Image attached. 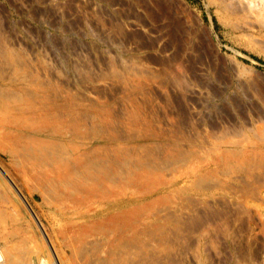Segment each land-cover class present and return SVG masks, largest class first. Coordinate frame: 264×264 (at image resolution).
<instances>
[{
  "label": "rangeland",
  "instance_id": "obj_1",
  "mask_svg": "<svg viewBox=\"0 0 264 264\" xmlns=\"http://www.w3.org/2000/svg\"><path fill=\"white\" fill-rule=\"evenodd\" d=\"M114 70L159 73L131 94L161 136L54 135L64 151L50 153L146 141L186 154L148 174H69L13 153L36 135L0 118V264H264V0H0V92L32 90L30 73L130 106Z\"/></svg>",
  "mask_w": 264,
  "mask_h": 264
},
{
  "label": "bare ground",
  "instance_id": "obj_2",
  "mask_svg": "<svg viewBox=\"0 0 264 264\" xmlns=\"http://www.w3.org/2000/svg\"><path fill=\"white\" fill-rule=\"evenodd\" d=\"M9 56L11 55L9 54ZM123 72L125 73L127 72V74L121 73L118 70H114L111 73V75L108 76L110 77L111 80H113L116 83L117 87L123 92V96H124L123 98L125 100L127 99V101L130 102L131 104L130 106H125L124 104H122V102L120 103L114 100L111 103L109 102L110 104H108L107 106H105L106 104L104 106L94 105L90 103L85 104V102L88 101L85 100L77 101L76 98L73 96L74 94L63 95L57 86L51 84L50 82L41 81L40 78L30 73L29 74L26 73L24 78L25 81L33 85L32 90H28L25 88L26 91L20 90L19 92H15L14 94H11L12 93L11 91L0 92V100H1L0 113L4 114L7 112H15L14 116H11L9 118L5 117V115L2 117L0 116L2 121L7 122L12 126L20 127V128H22V126H25L22 125L24 124V122L25 123L29 122L31 124L30 127L25 126L26 131L33 132L36 135L35 137H37L35 138L34 135L32 136L30 134L28 135L22 134L16 136L15 140H13V144L18 142L21 145L15 144L14 148H12L13 153L21 152L23 155H25V157L30 159L32 157H36V155H40V156L44 155V158L47 161L54 163L55 165H57V167H60L62 170H67V173L69 174H71L75 168H79L85 172L84 174L87 173L86 175L88 176H94L95 174L92 172V170H97V173H101L100 175H95L98 178L101 176H103L104 178L106 176V178H108L110 176L109 174L112 173L111 171H116L120 174H123L125 173L124 172L125 170H128V168L129 170L140 169V171H143L146 174H148L154 171V169L160 167L161 165H165V164L170 165L171 162L176 161L181 156L185 155L186 153L183 150H181L177 145L165 146L162 144L158 145V143L156 142H146V141L140 142L138 144H134L133 146L132 145L116 146L113 148L111 147L110 144H103L95 148L88 146L85 150L81 151L80 154L77 155L70 154L68 157L65 156L62 158L61 156L59 157L57 155L50 153L51 151L52 152L56 151L58 153L64 151V146L60 142H57L55 139L53 140L47 139L53 137L54 135L60 138L64 136L66 137L68 136L70 142V140L73 141L76 139H87L88 136H93V135H95L96 137L97 136L101 137L105 135L106 132L108 131L114 133L115 135H118L120 133L119 130L122 129V128L120 129V126H123V130L125 131L123 132L127 136L134 135L143 140L144 139L153 140L156 137L161 136L159 132L156 131L154 128L150 127L146 122V120L143 118L142 111L148 105L147 102L144 100V98L146 99V94L143 95L144 97L143 99H139V100L138 98L136 99L135 96L133 95L136 93L137 94L142 93L144 89L143 83H147V81L149 82L152 81V83L153 82L158 83V80L160 79L159 73L151 74L148 71H147L148 73H145L146 71L131 73L125 70ZM163 77L164 75L162 76V78ZM86 78L89 79V82L92 81L91 77L88 78L87 76ZM99 80L104 82L107 81L104 77H102ZM183 82L182 84L178 83V85L180 87H183V85L185 84V83L183 84ZM172 94L170 95L172 96ZM140 98L142 97L140 96ZM175 98L177 99V97ZM10 102H13L14 105H10ZM111 105H113V107H110ZM118 106H120V108H118ZM179 108L180 107H178V109ZM179 112H181V109ZM39 134H45L46 139L44 140L38 139ZM70 144L72 145L73 143L70 142ZM110 148H112L113 150L112 154L109 153L107 150ZM73 149L75 148L72 147V150ZM109 166H111L112 168ZM87 171H89V173ZM54 185L53 187H56ZM211 236L214 237L213 235ZM1 259L2 257L0 254V261ZM39 264H46V262L40 261Z\"/></svg>",
  "mask_w": 264,
  "mask_h": 264
}]
</instances>
